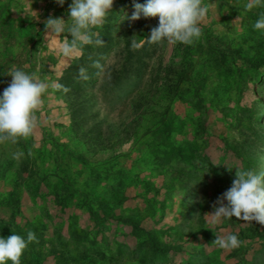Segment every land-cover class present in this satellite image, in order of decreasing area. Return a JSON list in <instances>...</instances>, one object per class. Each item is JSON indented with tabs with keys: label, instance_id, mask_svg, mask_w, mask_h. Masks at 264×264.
<instances>
[{
	"label": "rangeland",
	"instance_id": "rangeland-1",
	"mask_svg": "<svg viewBox=\"0 0 264 264\" xmlns=\"http://www.w3.org/2000/svg\"><path fill=\"white\" fill-rule=\"evenodd\" d=\"M246 2L203 0L189 46L148 43L158 18L131 22L133 0H114L93 29L104 44L64 57L71 36L46 45L44 21L67 26L72 0H0V95L13 68L55 84L34 135L0 144V237L38 241L21 264H264V226L205 218L237 167L264 172V6Z\"/></svg>",
	"mask_w": 264,
	"mask_h": 264
},
{
	"label": "clouds",
	"instance_id": "clouds-1",
	"mask_svg": "<svg viewBox=\"0 0 264 264\" xmlns=\"http://www.w3.org/2000/svg\"><path fill=\"white\" fill-rule=\"evenodd\" d=\"M57 3L63 6L65 0H57ZM133 3L134 12L128 17L131 22L141 18L159 20L158 26L153 27L146 38L148 43L167 41L168 44L182 43L190 46L200 39V24L208 11L203 0H146L143 4L133 0ZM113 4L114 0H72L68 9L70 23L67 26L63 18L49 17L44 21L45 44L55 42L50 37H60L67 32L71 39L64 35L63 42L58 45L64 57L72 56L86 45L102 46L103 39L93 29L104 24ZM261 6H264V0H247L244 7L246 11H251ZM253 28L264 34V15L254 23ZM134 37L131 39V47L137 49L140 44ZM96 67H100L99 62ZM84 72L81 68V77L86 79ZM7 75L12 79L0 95V144H17L19 140H27L34 135L37 127L36 112L43 104L42 97L49 87L55 88V84L49 85L35 73L28 74L18 68L9 70ZM28 154L32 155L31 151ZM23 155V152H16L13 158L19 160ZM236 169L232 186L213 204L214 211L205 215L212 230L224 219L233 217L245 223L255 221L264 226V172L257 174L239 167ZM214 232L216 238L213 245L223 250L239 247L240 241L236 234ZM33 241L38 242L32 231H28L27 241L17 234L0 237V264H8L9 261L11 264H21L28 243Z\"/></svg>",
	"mask_w": 264,
	"mask_h": 264
},
{
	"label": "crops",
	"instance_id": "crops-1",
	"mask_svg": "<svg viewBox=\"0 0 264 264\" xmlns=\"http://www.w3.org/2000/svg\"><path fill=\"white\" fill-rule=\"evenodd\" d=\"M108 167H124V166L120 163V161L118 159V160H115L114 162L110 163Z\"/></svg>",
	"mask_w": 264,
	"mask_h": 264
}]
</instances>
